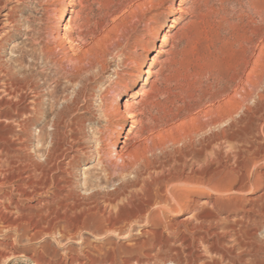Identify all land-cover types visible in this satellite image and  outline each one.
I'll use <instances>...</instances> for the list:
<instances>
[{
	"label": "rangeland",
	"instance_id": "rangeland-1",
	"mask_svg": "<svg viewBox=\"0 0 264 264\" xmlns=\"http://www.w3.org/2000/svg\"><path fill=\"white\" fill-rule=\"evenodd\" d=\"M112 1L89 0V4L87 3L92 21L103 24L96 34L100 36L110 33V38L112 35L113 39L116 38V42L126 43L123 51L112 50L109 55L106 54V50L103 51L102 48L95 47L98 53L100 49L103 51L99 55L102 62L104 60V68L95 67L74 83H68L66 79L57 75L54 66L43 63L40 59L37 60L34 78L42 89L43 97L42 103L39 105L41 110L39 114L43 120L35 121L31 125L32 151L36 158L44 160L42 152H38L42 146L41 137H46L48 133L55 130V122L59 114L57 110L60 108L65 112L63 115H66L60 124L61 130L70 133L72 128L69 126V122L73 120L78 122L79 125H75L78 130L77 144L84 150L74 152L78 158L69 175L71 183H63L61 189L56 188L55 181L49 180L47 181L49 183L45 182L44 185L40 184L36 187L38 194L35 192L32 197H21L17 194L13 195L10 192L12 187H8L16 204L10 202V211L5 214L7 216L4 220L0 219V264H264V224L256 236V246L259 252L250 257V255H245L242 248L238 247L235 233L228 227L230 224H235V221L226 220L228 215L229 219L233 220L236 214L234 212L221 211L217 214L218 216L216 215L219 221L213 222L220 228L219 236L214 237L218 242L214 246L215 248L194 239L197 231L193 233L192 228L199 221L193 219L192 211L166 209L163 210L165 215L162 213L163 217L158 219L153 218L152 210H149L150 214L148 212L146 213L148 215L142 214L145 217L131 219L129 218L130 212H135L137 207L143 205L145 201L144 198V201L142 198H140L141 200L137 198V204L135 203L134 207L131 206L133 209H130L131 207L128 208L130 210L126 209L129 206L123 208L124 216H120L122 214L119 213L121 211L118 205L119 201L109 204L107 194L114 192L118 186L129 179H133L135 174L131 173L124 177L110 179L103 171V164L100 162L98 154L101 147L103 150L105 149V152H109L108 149L113 148L110 144L112 141L120 143L121 140H124L120 137V133L122 130L126 131L130 128V119L129 122L122 125L121 116L118 113L120 105H114V97L122 92L121 97L125 99L130 97L134 90L144 86V91H141L144 92V95L137 94V100L140 103L138 102L134 106L136 109L133 108L134 112L144 110L145 114L147 113L142 116L144 123L142 122L137 127L141 130L139 139H144L142 143L150 147L152 144L153 148L160 145L159 149L156 147L154 153L152 152V155L149 153V156L152 159L155 157L154 160L157 158V161H166L169 153L167 149L169 147L170 150L173 149V143L169 145L168 141L170 139L177 140L178 135L180 137L183 134L187 136L190 133L189 128L193 131L197 118L202 117L201 111L210 106L214 99L216 100L215 90L213 91L216 81L213 75L217 71H232L239 66L240 62H243L245 53L242 52L241 43L236 40L238 34L236 32L245 25L248 27V24L251 23L255 26L254 30L257 29L256 31L261 34L256 38L257 41L259 38L258 42L261 44L255 40V46L257 44V48L264 51V0H211V6L215 13L211 12L208 16H204V19L189 11L182 14L183 17L178 23L168 21L165 30L174 33V38L164 48L165 53H158L154 61L151 59L155 55L154 44H161L162 39V37H158V27L166 17L179 16L180 12L172 13V4L166 1L156 8H149L146 10L145 16L142 17L132 11L134 2L129 3V0ZM175 3L177 7H180V0H176ZM59 4L58 0H11L1 10L2 14H5V12L13 10L14 7L17 10V18L22 19L21 22L24 24L22 26L24 35L19 38L14 36L8 42L2 57L3 63L11 66L15 64L14 59L21 54L24 44L32 42V34H27V32L32 27L38 26L41 18L45 17L48 25L54 26L56 18L53 16H61L65 8L64 4L60 7ZM257 5L258 7H256ZM190 6L191 3H188L184 5V8H190ZM55 7H59V9H55ZM125 21L131 24L125 23ZM252 21L257 22L253 23ZM63 22V19L59 22L61 27L64 25ZM119 24L121 25L119 26ZM168 24H174V27H170ZM119 28L121 30L129 28L132 31L130 41L123 40ZM74 35H79L78 28L74 29ZM108 42L109 46L116 43L110 39ZM111 43L113 44L111 45ZM253 52L255 53L257 50L254 49ZM103 54L105 55L103 56ZM238 59L239 61L235 62ZM152 61L154 74L148 81H145L146 70ZM30 62H32L31 56L28 57L26 64ZM230 65H233L234 68ZM140 78L142 80L136 83ZM56 80L60 82L57 83ZM80 88L85 90V95L77 98L79 107L76 111L69 110L67 107L73 105L71 98H75V92ZM63 105L66 106V110L63 109L65 107ZM115 107L118 109L115 110ZM54 120L56 121L54 122ZM192 120L195 122L193 123ZM192 124L193 126H191ZM223 125L225 124L221 126ZM137 128L135 131L138 130ZM171 134L175 135V138ZM201 136L199 137L201 138ZM199 137L197 136L195 141ZM164 143L169 145L166 149L163 148ZM49 144L50 140L48 139L46 146ZM181 145V143L177 144L176 147ZM160 147H162L161 150ZM227 147L229 146L227 145ZM117 150L123 151L121 147H118ZM8 157L13 160V152ZM69 160L70 157L65 159L67 162ZM261 168L264 170V163L261 164ZM18 183L21 182L16 179L15 184ZM47 184L50 186L48 187ZM39 186L42 188V193L38 191ZM135 190H138L139 193L142 192L139 187H135ZM70 193L71 197H68ZM252 194V196H256L258 193ZM208 196L207 193H203L195 197L199 198L202 204H206L205 200L209 198ZM211 196L213 199L217 197V195ZM80 201L84 206L79 205ZM161 208V206H157L156 212H159ZM124 210L130 211H126L129 214L127 215ZM206 210L208 211V209ZM63 212L68 213L67 216ZM57 213L59 214L57 215ZM109 213H113L110 215H113L114 218H112L116 221H110ZM55 216L56 218H54ZM125 216L127 219L129 218L128 222ZM68 217L69 220H67ZM118 217H122L125 222L122 218L118 221ZM189 219L191 221H187ZM127 223L128 228L125 227ZM114 225L118 227L116 232L113 230ZM111 227L115 233L110 230ZM184 234L187 236V243L182 241ZM211 240L209 239V241ZM218 247H223V249ZM223 253L228 257H224ZM11 257H13L12 260L7 263V258ZM244 257L247 261L245 263H243Z\"/></svg>",
	"mask_w": 264,
	"mask_h": 264
},
{
	"label": "bare ground",
	"instance_id": "bare-ground-1",
	"mask_svg": "<svg viewBox=\"0 0 264 264\" xmlns=\"http://www.w3.org/2000/svg\"><path fill=\"white\" fill-rule=\"evenodd\" d=\"M10 1L0 0V24L2 23L0 25V219L3 220L7 216L5 214L10 211L11 203L16 204V201L10 195L11 193L21 197H32L35 192L37 193L36 187L40 184L44 185L49 180L55 181L57 189L63 188V183H69V175L74 167L75 160L78 158L74 152L83 149V147L77 144L78 130L75 128L77 127L75 125H79L78 122L75 120L69 122V126L72 128V132L70 133L61 130L60 124L66 115H63L65 112L60 108L61 110H57L59 113L58 119L55 118L57 121L54 120V122L56 121L55 130L48 133L46 137L44 135V137H41L42 146L38 149V152H42L44 160L41 161L36 158L35 153L32 151L31 125L35 121L39 122L43 120V117L39 114L41 111L39 105H41L43 97L42 89L34 78L36 71L35 65L38 63L37 60L40 59L43 63L54 66L59 77H63L68 83H74L91 69L95 67L104 68V60L102 62L100 53L106 50V54L109 55L112 53V50L123 51L126 45V43L116 42V38L114 40L112 35L111 39L110 33L100 36L96 34V31L102 28L103 24L92 21L88 12L89 0H58L60 3L59 7L64 4L65 8L61 16H53L56 18L54 26H49L46 19H44L45 17L42 15L43 18H41L40 24L32 27L27 32V34H32V42L30 44H24L21 54L14 59L15 64L12 66L7 65L3 63L2 57L8 42L14 36H18L19 38L24 35L22 33V26L24 24L21 22L23 20L17 18V10L14 7L12 8L13 10L2 14L1 10ZM131 1L134 2L131 8L132 11L142 17L145 16L146 10L156 8L166 1L172 4V13L176 11L180 12L179 16L173 15L171 18L164 17L165 21L158 27V37H162V39L161 44H154L153 50L155 51V55L151 58L153 61L158 53H165L164 48L174 38V33H171L170 30H165L168 21L178 23L183 17L182 14L189 11L203 19L204 16H208L211 12L215 13L211 6L213 0H180V7L176 6V0H129V3ZM188 3H191L190 8H184V5ZM59 7H55V9H59ZM127 8L125 9L127 10ZM44 10L46 11L48 9ZM116 17L119 18V16ZM62 19L64 20V25L61 27L59 22ZM125 23L128 22L125 21ZM122 26L124 27V25ZM168 26L174 27V24H168ZM246 26H243L240 31L237 29L239 32H236L238 33L236 40L241 43V46H243L242 52L243 54L245 53L243 62H240L237 68L230 65L234 68L232 71H217L214 75L212 74L216 81V86H213L215 87L213 91L215 90L214 96L216 100L214 97V102L212 99L210 106L207 105L208 107H205L206 109L204 108L203 111H201L202 109L200 110L202 117H198L197 122L192 120L196 125L193 131L189 128L190 133L187 132L189 133L187 136H184L185 134L183 136L181 135V137L178 135L179 138L177 140L170 139V143V140L166 139L169 140L167 144L170 145L173 143V149L171 148L172 150H170V147L167 149L169 153L167 160L164 159L166 161H157V158L154 160L155 157L152 159L149 153L152 155L157 145L153 148L152 144L150 147L142 143L144 139H139L141 130L137 127L144 121L142 116L145 114V111L141 110L140 112H136V110L134 112L133 108L139 102L137 100V94L144 95V92H141L144 91V86L141 89L137 88L134 90L131 96L125 99L121 97L122 92L114 97V105H120L118 113L121 116L122 125L129 122L130 119V128L126 131H121L120 137L122 139L124 138V140H121L120 143L112 141L110 144H112L111 146L113 148L108 149L110 150L109 152H105V149L103 150L101 147L98 154L100 156V162L103 164V171L110 179L124 177L131 173L135 174L133 179H129L127 182L118 186L114 192L107 194V202L109 204L119 201L118 205L121 210L119 213L122 214L120 216H124L122 213L123 208L129 206L126 208L128 209L131 206H135L137 198H142V200L144 198V204L137 207L133 213L128 211L133 209V207L124 210V212H130V214L126 213L127 215L129 214V218L131 219L145 217V215L150 214L148 212L149 210H152L151 216L153 215V218L158 219L163 217V210L166 209L173 210L175 208L177 211L189 210L193 213V219L199 221L192 228L193 233L197 231L194 239L199 243H205L210 247H214L218 243L214 237L219 236L220 226L215 225L213 221H219L216 217L221 211L234 212L236 214L233 220L229 219V215L226 220L235 221V224L231 225L229 223L230 226L228 227L234 231L238 247L242 248L245 255H250L251 257L256 252H259L256 246V236L264 224V170L261 168V164L264 163V51L259 47L257 48V44L255 46L256 38L260 34L256 31L257 29L254 30L255 26L251 23L250 25L248 24V27ZM75 28L79 29L78 36L74 35ZM117 33L119 34L120 32L118 31ZM120 35L123 40L125 39L128 42L132 37V31L129 28H125L121 30ZM109 39L116 43L113 42L115 44L111 43L113 45L109 46ZM258 41L257 43H260ZM245 44L248 46L245 47ZM95 47H100L103 51L100 49L98 53ZM254 49L257 52L254 53ZM239 55L238 57H240ZM29 56L32 57V62L26 64ZM239 59L235 60V62L239 61ZM153 61L149 63L148 69L146 70L147 77L145 81H148L154 74L152 69ZM141 80L142 78L136 83H139ZM56 81L57 83L60 82L59 80ZM84 92L85 90L82 88L75 92V98H71L73 105L68 104L69 106L67 108L69 110L76 111L78 109L79 102H77V98L84 96ZM65 108L66 106L63 109ZM114 109L117 110L118 108L116 109L115 107ZM69 110L67 112H70ZM108 110L110 111V109ZM222 124L225 125L221 126ZM216 127L219 129L216 130ZM136 128L138 130L135 131ZM200 135H202L201 138L199 137ZM172 136L175 138V135ZM197 136L199 139L195 141ZM48 139L50 140V144L46 146ZM145 143L147 142L145 141ZM180 143L182 145L176 147ZM167 144L164 143V149L169 146ZM118 147H121L123 151L119 152L117 150ZM12 152L13 160L9 159L10 156L8 157ZM67 157H70L68 162L65 161ZM16 179L21 183L15 184ZM9 186L12 187L11 193L8 191ZM40 187L38 191L41 192L42 188ZM135 187H139L142 195L138 190H135ZM203 193L209 195V198L205 200L206 204H202L201 200L195 197ZM252 193L258 194L252 196ZM211 195H217V197L213 199ZM124 196L125 198H122ZM68 197H71V193ZM76 200L75 204L77 202ZM7 201L9 202L7 203ZM81 201L79 205L82 203ZM157 206L162 207L159 212L155 210ZM147 212L148 214H146ZM53 213L55 212L53 211ZM74 213L73 215H75ZM65 214L67 216L68 213ZM70 214L72 213L70 212ZM110 214L113 213L108 214L110 221H116L113 220L114 217ZM142 214L145 215L142 216ZM122 217H118L117 220H121ZM125 217L128 222L129 218L127 219V216ZM64 218L61 219L64 220ZM67 220H69V217ZM123 221L125 222L124 219ZM187 221L191 220L189 219ZM115 225L113 226V230L116 232L118 227ZM126 225L128 223L125 224V227L128 228ZM122 228L124 229V225H122ZM110 230L113 231L112 227ZM209 239L212 240L209 241ZM182 241L184 243L188 241L185 234L182 236ZM220 249H223V247ZM222 255L228 257L225 253ZM12 258H7V263H10ZM245 261L246 258L244 257L243 263Z\"/></svg>",
	"mask_w": 264,
	"mask_h": 264
}]
</instances>
